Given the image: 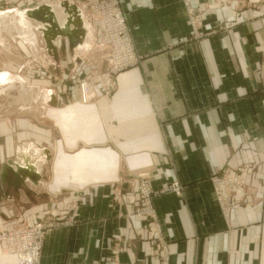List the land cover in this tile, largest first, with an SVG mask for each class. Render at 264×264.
<instances>
[{"label": "crops", "instance_id": "obj_1", "mask_svg": "<svg viewBox=\"0 0 264 264\" xmlns=\"http://www.w3.org/2000/svg\"><path fill=\"white\" fill-rule=\"evenodd\" d=\"M37 1L16 0L15 8L0 10V85L22 109L41 106V120L24 114L17 121L22 141L15 160H8L12 170L21 166L39 176H24L20 190L4 186L9 193L0 199L1 225L65 209L72 191L58 195L86 180L90 187L77 221L46 230L39 264H116L114 258L118 264H264V96L258 77L264 1L216 6L190 0L199 10L194 31L182 0H120L139 61L118 75L109 96L92 89L86 104L78 97L58 99L49 73L79 61L86 70L103 68L100 23L82 0H68L69 8H78L84 38L72 50L64 37L45 34L47 22L30 15ZM43 1L60 27L69 21L66 0ZM28 57L35 59L25 62ZM237 167L243 178L232 186L224 215L210 177ZM141 172L149 173L155 191L172 179L182 186L178 195L151 199L164 248L153 240L157 227L131 215L137 187L127 180ZM118 184L123 197L114 203ZM115 246L122 250L115 254ZM0 264L16 262L0 256Z\"/></svg>", "mask_w": 264, "mask_h": 264}, {"label": "rangeland", "instance_id": "obj_2", "mask_svg": "<svg viewBox=\"0 0 264 264\" xmlns=\"http://www.w3.org/2000/svg\"><path fill=\"white\" fill-rule=\"evenodd\" d=\"M116 1L118 4V7L124 13V15L127 19L125 8L122 6L120 0H116ZM185 1L186 0H182L183 5L185 6V9H186L187 18H189V16H193L194 20L197 21V23H198L200 21L199 20V10L197 9L198 7H194V5H192L190 3V0H189V3H190L189 5L193 6V8H192L193 14H191L190 13L191 9H187L188 6L185 5ZM227 1L228 0H224L223 2H219L216 0H212V2L216 6H222ZM246 1H249V0H242V2H246ZM259 1H264V0H258V2ZM15 2H16V0H1L0 10H6L9 8H13V7L15 8V4H14ZM42 2H44V1L39 0V1L35 2L34 6H31V7L32 8L33 7L38 8L40 5L45 4ZM66 2L69 4L68 0H66ZM74 2L75 1H73L72 3H74ZM240 2H239V4L241 5ZM32 8H30V9H32ZM86 8H88V7L86 6ZM88 11H89L90 15L97 18L91 12L90 8H88ZM126 19H125V22H126L127 27H128V35H129V37H131L129 25H128V22L126 21ZM97 21H98V23H100L98 19H97ZM189 22H190V20H189ZM190 25H191V23H190ZM100 26L102 28L101 23H100ZM191 29H193L192 26H191ZM102 33L104 34V37L106 38L105 46L103 48V51H101L102 55L100 57V58H102L101 61H103L102 62L103 68H97V67L92 68L91 67L92 69L90 68V69L86 70V69H83L81 67L83 65L81 64L82 62L79 61V63L75 64V65L69 64L70 67L66 68L65 71H62V72L58 71V73H55V75H53L52 73H49L52 76H54V83L56 84V86L54 87L55 91H56L55 94H56V96L59 95L58 99H60L62 101L65 100L66 103H70V101L75 100V99H73L74 97L75 98L78 97V100L80 103L86 104V103L90 102L89 97H90V91L92 89L97 90V92H98L97 94H99L100 97L101 96L102 97L109 96L115 90V88L117 86L116 80H117L118 75L121 74L123 71L128 70L130 68H133L134 66H136L138 64L139 56L137 55V52H135V50L133 49V52L135 53V55L137 57V62L134 65L126 66L119 71L113 72L112 71L113 68L110 66L109 53H108V49H110V47H111L110 46L111 39L109 38L108 34H106V32L103 28H102ZM195 35H196V33H195ZM57 37H59V36H57ZM60 37H62V38L64 37L63 39H67L63 35ZM4 38L8 40V35H4ZM131 40H132V37H131ZM67 41H68L70 48L72 49V48H75L78 43H82L84 41V38L79 36V40H78L76 45H72L69 39H67ZM7 44L9 47H10V45H12V47L14 45L13 41H11V40H10V43H7ZM20 45H22V44L20 43ZM132 46L134 48L133 40H132ZM62 47H64L63 41L61 44V48ZM261 48H262V54H261L262 56L260 59V67L258 68V77L260 78V83L262 84L261 92L263 93V96H264V86H263V78H262V73H263L262 69L264 67V58H263V56H264V38L262 40ZM88 55H90V54H88ZM94 55H96V52L94 53ZM2 58L4 59V57H2V55L0 54V63L3 61ZM34 59H35L34 57H32V58L28 57L24 61L25 62H28V61L32 62V61H34ZM95 59H99V56L96 55ZM24 61L22 62L23 65L25 64ZM4 62H8V61L5 59ZM26 65L27 66H24V69L28 70V68H30V66L28 64H26ZM34 73L35 72H33L32 74H29V75L33 76ZM42 73H40V74H42ZM25 75H27V73H24V76ZM46 76H47V74H46ZM98 76L99 77L108 76L107 78L109 79V83H111L112 86L111 85L107 86L106 83L101 82L100 80L98 81V79H97ZM95 78H96V80H95ZM87 86H89V87H87ZM88 88H90V89H88ZM3 89H4L3 93L0 94V163L2 165L1 167H3L5 165V163L10 164V162L8 160L14 161L15 157L17 156L16 153H17V150L19 149L21 141H22V140L20 141L21 137H19V135H18L19 131L17 130L18 129L17 128V126H18L17 121L19 120V118L23 119V116L25 114V115H27V117H31L30 120H41V119H38V117H36V116H38L36 113L41 109L40 108L41 106H39L37 102H35L29 109H22L23 104H20V102L16 103L15 101H13V99L10 96H7L6 86L0 85V90H3ZM33 92L36 93V90H33ZM29 94H31V93H29ZM43 94H39V95L42 96ZM12 95L16 96L17 95L16 91L13 92ZM82 95L84 97H82ZM34 114H36V115L34 116ZM33 116H34V118H33ZM43 122L45 123V125L47 127L46 129L49 130L50 121H49L48 117L46 120H43ZM38 137L41 138L42 134L39 135ZM48 138H50L49 134H48ZM91 161H95V158H91ZM242 173L243 172H242L241 167H237V168H235V170H233V172H231V174L221 172V173H216V175H218L220 177H224V178L228 177L229 179L241 178V180H242V178H243ZM212 176L210 177V181L212 180ZM85 181L82 180L83 183H81L82 185H81V187L78 188V190L65 189V190H63V192L60 195H58V197H61V196L64 197V196H66L67 192L69 193L72 191L71 195L73 197L69 200V202H67L68 205L65 209H63V210H57V208L50 209L49 211H47L43 215L37 217L36 219H34L31 222H29V221L23 222L22 221V224L13 223L12 225H8V224H2L1 225L2 220H0V231H3L2 229L7 230L9 228H21L24 226L31 228L37 222L43 224L45 227L52 225V224H54V226L56 224L61 225V224L67 223V221H69V224L76 222L77 221L76 218L78 216L80 206L82 205L81 203H82L83 199L85 198L83 194L85 191L88 190L87 188L90 187V185H86V183H84ZM173 181H177L180 184V182L178 180L172 179L171 182H169L168 184L162 186L160 189L155 191L150 186V175L148 172H141V174H137L135 176V178H133V179L130 178L129 180H127L129 185L133 186V184H136V187H137L136 190H137V202L138 203L131 206V215L134 217L140 218V219H142V218L148 219L152 225V228L155 229L158 226L159 222H158V217H157L155 207H154L151 199L153 196L157 195V193L173 192V191H171L172 190L171 184ZM15 182H16L15 180H12L9 183H7V182L3 183L0 186V199L3 198L4 196L8 195V193H9L8 188H6V189L4 188V186L6 184H13L12 186H14V190H17V189L20 190L22 182H18L17 186H15L17 183L14 185ZM46 187L47 186H45V189H46ZM113 188H114L112 190L113 202L119 203V201H120L119 199H121L123 197L122 188H120L119 184L115 185ZM146 188L149 189V192H150L149 195H146L143 192V190L145 191ZM231 192H232V190H230L228 193V200H229V195ZM229 203H230V200H229ZM2 222H4V221H2ZM54 226H52V227H54ZM46 230H48V229H46ZM156 230L157 231H155V232H157V234H156V236L153 237L154 238L153 240H156L157 244L158 243L161 244V247L164 248L165 240L162 239V237L160 235V231L158 230V228H156ZM121 250H122L121 246H115V254ZM114 263L118 264L115 258H114ZM160 264H165V263L160 262Z\"/></svg>", "mask_w": 264, "mask_h": 264}, {"label": "built area", "instance_id": "obj_3", "mask_svg": "<svg viewBox=\"0 0 264 264\" xmlns=\"http://www.w3.org/2000/svg\"><path fill=\"white\" fill-rule=\"evenodd\" d=\"M84 4L90 8L91 12L97 17L96 19L102 25L111 39L109 53L110 66L113 68V72L119 71L126 66L134 65L137 62V57L133 52L132 40L128 35V27L125 22V15L118 7L116 0H82ZM223 2L224 0H216ZM189 0L185 1L187 9H191L190 13L193 14V6L189 5ZM192 28L195 30L197 27V21L193 16H189ZM264 58V56H263ZM262 78L264 86V67L262 69ZM113 75V74H112ZM111 75V76H112ZM99 77V76H98ZM108 76L99 77L98 81L104 82L107 86H110ZM112 86V85H111ZM241 178L229 179L228 177H220L213 175L211 183L214 187L215 200L218 201L223 214H226V210L229 208L228 193L232 190L233 185H237ZM172 190L177 195L181 193L182 186L177 181H173ZM146 195H149V189L143 190ZM71 223V222H70ZM64 224H69V221ZM59 226L56 224L55 226ZM54 224L44 226L37 222L30 227L21 228H9L7 230L0 231V244L6 242L9 237L13 238L14 253L17 255L18 264H39L41 256V246L45 237L46 229L51 228ZM54 226V227H55ZM158 228V226H157ZM17 241V242H16ZM19 249L23 252V256L19 253ZM26 255H29L27 257ZM23 258V259H22Z\"/></svg>", "mask_w": 264, "mask_h": 264}, {"label": "water", "instance_id": "obj_4", "mask_svg": "<svg viewBox=\"0 0 264 264\" xmlns=\"http://www.w3.org/2000/svg\"><path fill=\"white\" fill-rule=\"evenodd\" d=\"M46 5L43 4V5H40L38 8H33L31 9V13H30V15H32L36 20L42 21L45 24L46 22H53L52 17L49 16V9L47 8ZM64 7L65 9H67L68 13L70 14L68 19L69 21H72V23L75 26V29L69 30V24H66L68 28L58 29L54 27V30H53L51 24H49L47 30H45V34H51L52 38H54L55 36L63 35L67 39L70 40L72 45H76L79 40V36H82V33H83L82 25L79 21L80 14L78 12V8H76L74 5H71V7L69 8L68 3L66 2L64 3ZM50 46L54 47L52 43ZM8 171H11L12 173H14L15 176L13 178H10L8 176ZM31 172L32 171H29L27 170V168L21 167V166L20 167L18 166L17 169L14 171L12 170V167L10 164L5 163V165L2 167V171L0 174V186L3 183L11 182L12 179L16 181L14 184L16 183L18 184V182H21L23 180L24 176H28L32 181H35L37 179V176L39 175L35 173H31Z\"/></svg>", "mask_w": 264, "mask_h": 264}, {"label": "bare ground", "instance_id": "obj_5", "mask_svg": "<svg viewBox=\"0 0 264 264\" xmlns=\"http://www.w3.org/2000/svg\"><path fill=\"white\" fill-rule=\"evenodd\" d=\"M51 8V7H50ZM49 16L50 17H52V20H53V22H47L48 24H51V26H52V29L54 30V27H56V28H60V29H62V28H68V26L66 25V24H69V30H74L75 29V26H74V24L72 23V21H71V23H69L70 21H67L66 23H64V25L63 26H59V24H57V22L55 21V16H54V14L51 12L50 13V9H49ZM56 17H58V19H59V17H60V14L59 13H57V15H56ZM69 20V19H68ZM42 22V21H41ZM19 24L21 25V26H25V28H29V25H28V23L25 21V20H23V18H20V20H19ZM71 25H73V29L70 27ZM97 79H99V77L97 78ZM95 80H96V78H95ZM93 81V80H92ZM86 83V82H85ZM87 87H89V86H87ZM88 89H90V88H88ZM82 97H84L83 95H82ZM16 169H17V167H16ZM2 230H5V229H2ZM13 238L12 237H9L8 239H6V242H4L3 244H0V256H2V257H4V258H8V257H12V258H14L15 259V262H16V264H18V260H17V255L14 253L15 251V249H14V246H13ZM17 242V241H16ZM19 253H21V255L23 256V254H24V251L22 252L20 249H19ZM27 257H29V255H26ZM23 259V258H22Z\"/></svg>", "mask_w": 264, "mask_h": 264}]
</instances>
